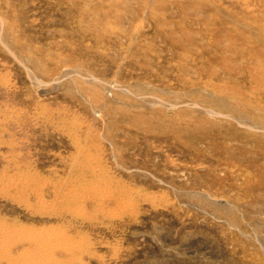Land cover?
<instances>
[{"label": "rangeland", "instance_id": "rangeland-1", "mask_svg": "<svg viewBox=\"0 0 264 264\" xmlns=\"http://www.w3.org/2000/svg\"><path fill=\"white\" fill-rule=\"evenodd\" d=\"M0 264H264V0H0Z\"/></svg>", "mask_w": 264, "mask_h": 264}, {"label": "bare ground", "instance_id": "bare-ground-1", "mask_svg": "<svg viewBox=\"0 0 264 264\" xmlns=\"http://www.w3.org/2000/svg\"><path fill=\"white\" fill-rule=\"evenodd\" d=\"M260 80H261V78L257 79L256 85H260V84H262ZM248 96H249V95H248ZM251 97H252V96H251ZM239 120H240V119H239ZM242 122H243V121H242ZM257 125H258V124H257ZM230 170H231V169H230ZM7 242H8V241H7ZM9 243H10V242H9ZM2 248H3V247H2Z\"/></svg>", "mask_w": 264, "mask_h": 264}]
</instances>
